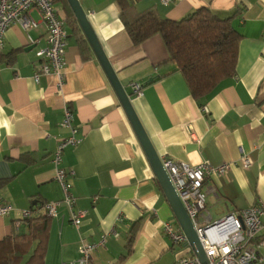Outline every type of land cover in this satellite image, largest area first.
I'll return each instance as SVG.
<instances>
[{"label":"crops","instance_id":"0c3cea01","mask_svg":"<svg viewBox=\"0 0 264 264\" xmlns=\"http://www.w3.org/2000/svg\"><path fill=\"white\" fill-rule=\"evenodd\" d=\"M79 2L160 159L191 166L229 163L226 172L213 174L203 185L211 190L206 199L211 219L256 202L264 205V0H171L166 5L130 0L127 18L149 7L172 20L201 7L220 17L235 13L232 25L240 39L234 75L199 101L183 74L173 70L159 34L135 45L117 0ZM54 4L65 20L63 1ZM32 16L38 26L26 32L11 25L0 51V196L13 207L0 216V242L13 229L27 231L25 222L18 229L14 225L20 210L63 196L53 155L69 135L61 126L67 106L80 142L64 147L60 166L72 172L70 192L84 216L75 228L61 205L57 216L48 218L42 264H69L81 240L97 242L106 234L92 253V264H173L186 253L163 228L165 222L178 227L174 213L77 21V32L65 21L59 85L53 75L34 79L41 65L35 53L46 44V28L36 11ZM133 82L142 85L141 96L131 94ZM241 149L252 160L249 168L236 163ZM263 239L264 227L257 241Z\"/></svg>","mask_w":264,"mask_h":264},{"label":"built area","instance_id":"2783aa9c","mask_svg":"<svg viewBox=\"0 0 264 264\" xmlns=\"http://www.w3.org/2000/svg\"><path fill=\"white\" fill-rule=\"evenodd\" d=\"M168 4L171 0H160ZM36 11L46 28V44L38 48L36 57L41 60L39 72L34 79L38 80L39 74L53 75L59 85L64 79V54L67 40L65 20L55 7L54 0H0V51L4 45V34L13 24H19L26 32L38 26L32 12ZM29 42L32 43L30 37ZM131 94L141 96L142 85L131 83ZM206 110V107H202ZM73 113L65 106L61 126L69 130V135L61 139L53 155L56 168L55 180L62 190V198L56 201L45 202L41 207L20 210V219L14 221L18 229L21 224L32 215L42 212L47 217L57 216L58 207L64 205L69 212L72 225L78 228L84 212L75 208V198L70 192L68 180L72 172L60 166L61 154L67 145L75 146L80 142L76 136V128L72 124ZM162 166L168 179L179 197L196 235L204 250L207 264H264V239L257 241L263 231L264 205L256 202L250 206L230 211L212 220L206 206L207 194L210 189H203L205 181L213 174H222L229 168V163L214 166L208 161L191 166L184 162L174 161L170 158H161ZM241 168H249L252 160L247 152L242 149L237 160ZM96 198L94 197L93 200ZM13 207L0 196V216L11 213ZM165 233L173 244L183 247L184 253L173 264H200L194 256L187 238L181 228L173 227L169 222L163 224ZM116 235L115 231L111 232ZM108 234H106L107 236ZM106 236L97 242L80 241L78 256L69 264H92V253L105 243ZM191 253L192 255H188Z\"/></svg>","mask_w":264,"mask_h":264},{"label":"trees","instance_id":"16d2710c","mask_svg":"<svg viewBox=\"0 0 264 264\" xmlns=\"http://www.w3.org/2000/svg\"><path fill=\"white\" fill-rule=\"evenodd\" d=\"M67 12L66 23L79 30L76 19L62 0ZM120 17L133 44H140L159 34L167 48L173 70H179L189 86L192 97L199 101L221 80L235 72L240 34L233 27L235 13L220 17L206 7L198 8L178 20L162 18L149 7L127 18L130 0H117ZM81 39V38H80ZM39 212L26 219V232L13 229L0 242V264H42L48 219Z\"/></svg>","mask_w":264,"mask_h":264},{"label":"water","instance_id":"95a60500","mask_svg":"<svg viewBox=\"0 0 264 264\" xmlns=\"http://www.w3.org/2000/svg\"><path fill=\"white\" fill-rule=\"evenodd\" d=\"M69 5L74 18L76 19L81 31L83 32L86 40L88 41L91 49L101 64L112 88L114 89L127 117L134 130V133L145 153V156L153 169L156 178L170 204L174 213L176 222L181 230L184 232L188 245L190 246L194 256L199 260L200 264H207V259L202 248V245L196 235L192 223L179 199L175 190L173 189L168 176L162 166L161 159L153 147L145 129L143 128L131 101L129 95L124 90L115 71L113 70L107 56L105 55L101 44L99 43L95 32L93 31L90 22L80 5L79 0H66Z\"/></svg>","mask_w":264,"mask_h":264}]
</instances>
